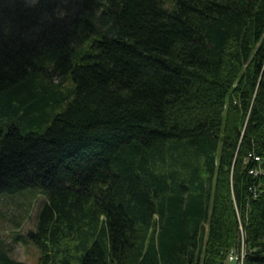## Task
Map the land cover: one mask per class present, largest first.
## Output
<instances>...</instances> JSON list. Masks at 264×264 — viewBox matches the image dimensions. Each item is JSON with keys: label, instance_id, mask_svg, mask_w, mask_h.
Instances as JSON below:
<instances>
[{"label": "trees", "instance_id": "16d2710c", "mask_svg": "<svg viewBox=\"0 0 264 264\" xmlns=\"http://www.w3.org/2000/svg\"><path fill=\"white\" fill-rule=\"evenodd\" d=\"M29 189L39 264H264V0H0V198Z\"/></svg>", "mask_w": 264, "mask_h": 264}, {"label": "rangeland", "instance_id": "374dc122", "mask_svg": "<svg viewBox=\"0 0 264 264\" xmlns=\"http://www.w3.org/2000/svg\"><path fill=\"white\" fill-rule=\"evenodd\" d=\"M59 80L54 78L53 84H59ZM65 85L67 86V83ZM45 201L46 197L35 189L26 190L15 196L0 198V243L17 261L39 264L41 254L38 247L33 243L26 245L20 239L30 230H35L38 214ZM241 249L242 253L246 250L244 246ZM233 253L238 254L240 252ZM228 262L232 263L229 259Z\"/></svg>", "mask_w": 264, "mask_h": 264}, {"label": "built area", "instance_id": "2783aa9c", "mask_svg": "<svg viewBox=\"0 0 264 264\" xmlns=\"http://www.w3.org/2000/svg\"><path fill=\"white\" fill-rule=\"evenodd\" d=\"M256 160H260L259 158H256ZM252 174H255V175H258L260 172L259 171H257V172H255V171H252L251 172ZM243 259H244V253H242L241 255H239V254H234L233 252L230 254V256H229V261L231 260L232 262H234V261H236V262H242L243 261Z\"/></svg>", "mask_w": 264, "mask_h": 264}]
</instances>
